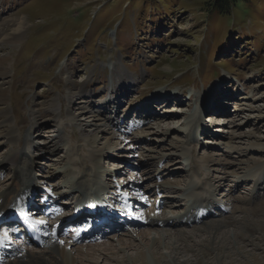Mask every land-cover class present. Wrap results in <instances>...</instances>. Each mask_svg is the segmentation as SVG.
Listing matches in <instances>:
<instances>
[{"label":"rangeland","instance_id":"obj_1","mask_svg":"<svg viewBox=\"0 0 264 264\" xmlns=\"http://www.w3.org/2000/svg\"><path fill=\"white\" fill-rule=\"evenodd\" d=\"M206 1L0 0V26L9 17L26 19L15 43H0V54L8 55L7 73L0 76V84L7 88L5 102L0 101V160L7 153L14 157V152L32 159L30 177L38 188L54 193L69 190L67 184L75 185L82 171L90 178L92 173L94 176L102 171L96 174L95 180L107 175L111 189L123 185L128 192V197L124 200L121 195L116 204L124 206V211L119 212L136 219L135 224H140L136 229L149 230L151 236L166 231L181 232V237L191 235L185 238L189 248L173 256L168 248L171 244L168 237L150 249L151 236L135 235L131 224H122V230H118L128 234L127 237L129 234L134 237L132 246L124 251L118 248L116 239L121 237L118 232H109L107 237L92 242H73L61 233V228L55 230L54 238L68 240L72 247L99 241L116 247L117 250L107 251V259L101 257L96 264H135L131 259L140 251L146 253L147 262H152L154 252V257L162 256L169 264L172 257L174 263L181 264H222L231 259L235 264L237 260L253 264L247 257L250 254L264 257V239L252 238V235L264 237V185L254 187L255 178L249 173L255 166L264 168V148L257 146L264 144V0H240L223 14ZM122 74L133 77L134 83L137 81L124 97L128 102L133 99L136 102L132 105L131 101V108L124 105L123 100L121 114L114 120L119 123L113 128L105 117L113 116L115 107L102 108L98 103L107 100L109 86H114L112 80L118 82ZM81 84L85 93L80 95L88 96L89 91L91 103L69 95V88L82 93ZM118 87L127 88L121 84ZM167 91L182 92V100H171V97V101L162 103L158 101L160 98L155 99L157 94L160 96ZM213 92L218 95L216 100L211 97ZM150 96L154 98V117H146L143 126L125 133L123 130L145 117L137 116L133 106ZM52 99L57 101L55 111L47 107ZM82 106L85 108L80 109ZM205 109L209 111H203ZM32 111L38 118L31 127ZM128 111L127 119L121 122ZM196 118L207 130L204 137L198 133L192 139L193 136L187 137L186 133H192ZM164 121L171 122L174 129L169 127L162 135L157 123ZM80 122L84 123L82 127L78 125ZM93 122H105L107 129L120 138H110L105 133L91 146L86 134L90 133ZM8 123L17 137L9 142ZM27 132L34 141L32 145L23 141ZM58 132L59 137H54ZM57 138L60 139L55 143ZM96 145L110 146V155L104 153L93 159L90 151L96 149ZM36 146L38 157L32 153ZM151 146L154 151L150 150ZM205 156L214 160L207 165L203 161ZM146 167L154 181L145 175ZM20 169L10 162L0 164V175L6 176L0 180V191L7 188L6 183L12 185L18 179ZM11 177L14 180L10 182ZM218 180L220 185L215 189ZM209 188L213 197L223 204L226 203L222 201L224 194L230 192L231 204L245 206L249 213L229 206L218 214L208 210L206 215L212 216L192 220L187 225L149 227L144 223L145 215L151 216V205L156 206L164 218L175 220L191 206L193 197H207ZM252 191L258 197L240 201ZM160 194L175 207H157ZM34 197L37 202L41 199ZM59 198V201L69 200L66 192ZM16 204L13 197L3 210ZM202 205L199 200L190 210L195 212ZM61 206L67 213L72 209L69 205ZM41 217L43 220L33 218L34 222L49 224L48 216ZM214 220L224 223L217 230L211 229L214 233L209 235L207 230ZM221 234L228 241L223 252L230 255L228 258L219 257L220 250L213 248ZM12 239H8L10 245L19 246L20 241ZM29 246L36 250L43 247ZM240 247L245 249V254L239 252Z\"/></svg>","mask_w":264,"mask_h":264},{"label":"bare ground","instance_id":"obj_2","mask_svg":"<svg viewBox=\"0 0 264 264\" xmlns=\"http://www.w3.org/2000/svg\"><path fill=\"white\" fill-rule=\"evenodd\" d=\"M25 23H26V19L23 16H18V17L15 16V17L7 18L4 21V23L1 24V26H0V43H2V42L3 43L4 42L8 43V44L15 43L19 39V37H20V35L22 33V29L24 28V24ZM7 59H8V55L7 54H0V76H4L7 73V64H8ZM111 75H112V73H111ZM134 81H135V79L133 77L127 76L125 74H122V75H120L118 77V82L119 83L118 82H114L112 80V84H111V81H110V84L114 85V86L112 88H111V86H109L110 88H109V91L107 92V97L105 98L107 100L100 101L98 103V106H100L102 108H107L108 109L110 107H115V113L113 114V116L105 117V120L113 128L115 126H117L118 123H119V122H115L114 123V120L116 119L115 117L117 115L121 114L120 112H121V109H122L121 105L123 103V100H124V103H125L124 105H129L131 103V101H133L132 105H134L133 103L136 102L135 99H133V100L128 102L124 98L125 95L128 94L127 91L137 84V81H136V83H134ZM131 83H134V84L131 87L128 88V86H130ZM118 84H121L123 86H127V88H119ZM127 84H129V85H127ZM81 85H83V92L81 90L82 93H80L79 90L73 92L72 89L69 88V95L70 96L76 95L78 97V99L82 98V101L83 100H87V102L91 103L92 102V97H91L92 95H91V93L89 91H88V93L90 95H88V96L84 97V96L80 95V94L85 93L84 84H81ZM216 88L217 87H215V89ZM113 89H115V90H113ZM116 90H118V92H116ZM179 93L180 92H177V91L176 92L167 91V92L161 93L160 96H158V94L156 92L157 96H156V94L154 96H156L155 99L156 98H158V99L160 98L158 101H162V103H164L165 101L170 100L171 97H172L171 100H173V99L174 100H178V101L182 100V97H180ZM6 95H7V88L3 85V83H1L0 84V101L2 103L5 102ZM217 96L218 95H216V93L213 92L211 97H213V100H216L215 98ZM165 99H167V100H165ZM152 100H154V98H151V96H150L149 99H146L145 101H140L138 104H136V106H133L135 111L138 114L137 116H140V118H142V115H143L145 117L143 118L142 121L140 120L137 124H131L129 127H127L128 130H123V131H125V133L130 132L135 127L143 126L145 121L147 122V118L148 117H154V116H152V115H155L154 111L152 110L153 107H154V103H151ZM213 100H211V102ZM71 103H73V102L70 99V103L69 104H71ZM132 105H129V107L132 108ZM209 105H210V103H209ZM47 107L50 108L51 110L55 111L56 107H57V101L55 99H52L50 102H48ZM83 108H85V107H83V106L80 107V109H83ZM213 108L214 107H212V109ZM80 109H79V112L82 111ZM129 110H130V108H129ZM206 110L209 111L208 109H205L203 111H206ZM214 111H217V110H214ZM218 111H220V110H218ZM3 112L5 114L8 113L7 110H3ZM128 113H130V111H128L124 115V117L122 118L121 122H123V121H125L127 119ZM30 115L32 117V124H31V127H32V126H35V123L37 122V118L38 117L36 118L34 111L30 112ZM73 117H74V115H73ZM20 119H22V116L20 117ZM170 123L171 122H165V121L162 122V123L161 122L157 123V126L159 127V132L162 131V135H165L168 129H170V128L174 129V126L170 125ZM193 123L194 124H198V126H200L201 128L199 127L197 129V132H194L192 134L190 132H187L186 136L190 137V136L193 135L192 139H194V138H196V135L198 133H200L198 135L202 138V136L204 135L203 133L205 132V130H207V128H205V125L203 126V125L200 124V119H198V118L194 119ZM78 125L80 127H82L84 125V123L80 122V123H78ZM91 125H93V127H92L90 133L86 134V138L90 142L91 146L95 145V143L97 142L96 141L97 137H99V136H101V135H103L105 133H108V136L110 138H120L119 134H117L116 132H113V131H109L107 129L108 127L106 126L105 122H100V123H97V124H94V122H93ZM186 125L188 126L189 123H186ZM7 126H8V130H9V131L7 130V132H9L8 133V136H9L8 142L16 140V138H17L16 135H15L16 133H14V130L11 128L10 123H8ZM51 131H49V132H51ZM123 131H122V133H123ZM149 131L152 132V130H150V129H149ZM125 133H123V134H125ZM29 134H30V132H29ZM108 136H107V138H108ZM54 137H59V132L57 134H55ZM139 138H138V140H139ZM58 139H60V138H57L56 141L54 140L55 143L58 142ZM23 141L27 142V143H30L31 145L34 143L33 139H31V134L28 135V132L25 135V138H23ZM130 141H132L131 138H130ZM136 142H137V140H134L133 143L136 144ZM55 143H52V144H55ZM133 143H129V145H131ZM257 146L264 148V144H259ZM96 147L97 148L94 149V150L90 149L91 150L90 152H92L91 153V155H92L91 157L93 159H95V160L100 158L102 156V154H104V153L110 155L109 152L112 150V148H110V146L98 147L96 145ZM36 150H38V146L33 148L32 153H33L34 157H38L39 156V154L37 153ZM150 150L154 151V147L151 146ZM32 153H30V155ZM13 154H14V157H11L12 154L11 153H7V155H5L3 160H0V164H2L4 162L5 163L6 162H10L11 165L16 166L17 168H21L20 171L18 170L20 177L18 176L17 180H14L13 177H11L9 179L10 182L14 180L12 182V185H11V183H6L7 188L5 190H3V191H0V215L3 214V213L8 212L9 210H11L13 208H16V207L20 206L21 204H25V205L29 204L30 206L31 205L33 206V205L36 204L35 200L33 201L31 199V197H32L31 195L34 193L35 188H37L36 184L34 183V180L30 177V173H31L34 161L32 159L28 158V157L27 158H23V156L18 155L17 152H16V154H15V152ZM36 154H38V156H36ZM183 154H184L183 152H180V155L183 156ZM213 160L214 159L213 158H209V156H205L203 158V161L207 165H209V163L212 162ZM84 163H86V162H84ZM84 166L85 165L82 164V168L83 169H84ZM260 166L253 167L251 172H249L250 176H254L255 184L257 183L256 185L253 183L254 187H258L260 185H264V174H263L264 173V168H262ZM259 167L261 168L259 174L262 173V176H260L259 174L257 176H255V174H257V170H258ZM251 168H252V166H251ZM144 170H145V173H146L145 175L148 177V179L154 181V177H152V175L150 174L151 171L147 167ZM82 172H81V175H79L76 178V181H74V182H76L75 185L72 186L71 184H67L69 190L65 191L66 195H67V197L73 199L72 203L74 201H76V202L80 201L81 199H83V200L84 199H89V200H92V199H96L97 200V199H99V200H101V203L99 201L98 205L100 206V208L104 209L103 210L104 212H101V210L99 208V210H98V212L96 214H97V216L104 217V222L102 223L103 225L101 226L103 231H104V234H103V236H99V233H97L96 230H94L93 239H90V238L88 239V237L85 236L81 240H76V239L72 238L71 235H68V237L71 239V241H73V242H92V241H95V240L100 239V238L102 239V237H107L105 235L107 233H109V232H112V231L118 232V230L121 229L122 224H124V225L125 224H131L133 226L134 230H135V235L139 234L140 237L151 236L152 232L149 231V230H147V231H145V230L139 231L138 229H136L135 227H138L136 225H140V224L139 223L135 224V223H137L136 219H134L132 217H130V219L128 221L121 222V220H120L121 217L120 216H124V217L128 218V216H126L125 213L119 212V210H121V209L123 210L124 206L119 204L120 206L118 205V207H117V204H116V202L119 200L121 195H122L123 199L128 197V195L126 194L127 191H126V189H124L123 185L122 186H118V185L117 186L116 185L113 186L114 188H116V189H114L115 190L114 191L113 189L110 188V186H108L107 182H108L109 178H107V175H104V177H102V179H99V180H95L94 179V178H96V174L98 176V175L101 174L102 171L101 172L97 171L96 173H94L95 177L93 176V173H92V175H91L92 178H90L89 175H87V174L86 175L82 174ZM78 173H79V171H78ZM245 175H247V174H245ZM2 176L3 175H0V180H2L3 178L6 177V176H3V177ZM261 178H263V180ZM214 184L215 183H213V186H214ZM219 185H220V181L218 180L217 185L214 186L215 189ZM69 186H72L71 189H73L75 191H71ZM159 187H160V185H159ZM185 190L183 189V191H185ZM14 192H16L15 195H13ZM65 192L58 193L56 196H60V194H64ZM74 192L77 193V195H78L77 197L73 196ZM209 192L210 193H209V195L207 197H205V198H200V197H195L194 198L193 197V199L191 201V206L190 207L196 206L198 204L199 200L203 203L204 207L202 205L195 212H192L190 210V207H187V210L183 214L178 215L179 217H177V218H174L175 220H170V219L164 218L163 215H162V212H159V210L157 208H155L156 206L151 205L152 206L150 208L151 209V214H150L151 216L148 217L147 215H145L146 217H145V222L144 223L149 225V227L151 225L173 226L174 224H178V223L187 225V223H189L192 220L193 221L194 220L199 221V220L206 219L209 216H212V215H209V214L206 215L208 210H210V213L215 210V213L218 214V213H222V211L225 210L229 206L233 207V209H235V210L242 208L245 211H248V209L245 206H241V205L240 206H236L235 204H231L233 202V199H232L231 196H229L230 192L225 193L224 195L225 196H229V197H225L224 196L225 199L222 200V201L225 200V202L227 203V204L225 203L226 205L223 204L221 202V200L216 199L215 197H213V192L211 193V189L209 190ZM118 193H120V194H118ZM41 194H42V191L38 190L36 195L38 197V196H41ZM50 194H54V193L51 192ZM94 194H95V197H93ZM56 196H53V198H55ZM159 196L161 197V199H160V202L157 205V207L158 206H162V205L163 206H167L169 208H174L175 207L174 203L170 202L169 199H167V198L163 199L162 197H164V196H162V194H160ZM13 197H14V201L17 200V204L13 205V206L5 209V210H3L4 207L7 205V203L13 200ZM187 197H186V199H187ZM256 197H258V196L256 195V193L254 191H252L247 196V198L243 197L240 201L243 202V199L244 200H253ZM35 199H37V198H35ZM188 200H189V198H188ZM127 203L131 204L128 201H127ZM192 205H194V206H192ZM232 205H235V206H232ZM36 206H38V205H36ZM76 206H79L78 202H77ZM39 207L40 206L37 207L38 211L40 210V209H38ZM214 208H216V209H214ZM188 212H189V215L192 214L190 217L187 215ZM246 213L248 214L249 211L246 212ZM52 215H54V214H52ZM127 215H129V214H127ZM41 216H44V215H42V214L40 216L36 215L35 219H39L40 218L41 220H43V217H41ZM44 218H45V216H44ZM147 218H149V219H147ZM47 221L49 222V224H45L44 221H36V225L38 226L37 228H38V230L40 232H42V237L44 239L43 243L41 244L43 247H40V249H37V250L27 247V245H29L31 242L28 244V243L22 242L21 240H18V241H20L19 244H18V241H15V243H17L19 246H13V245H9L8 243L6 244V241L4 240V238L2 236H0V246L4 247V250L2 251V253L0 255V264H84V261H91V262H93V264H96L97 260L99 258L102 257L101 259H107L109 257L108 256V252H107L108 250L109 251L117 250L116 247H112V244L105 245L104 242H100V241L96 242L94 244H88V245H81V246H78V247H76V246L72 247V244L70 243V241L64 240V239H60V238L59 239L58 238H54V235L57 234L55 232V230L58 229V227L61 228V225L65 222V219L60 217V219H58L56 221V220H54V218L52 219V217H51ZM223 223L224 222H222V221H216V220L210 222V229L207 230L208 234L211 235L212 233H214V232H212L211 229L217 230L219 228V226L223 225ZM108 228H113V229L112 230H108ZM166 232L167 233H162L161 232L160 233L161 235H159V236L152 235L151 238H149V241H150L149 242V248L150 249L154 248L155 245H158V243L159 244L161 243L159 240H161V239L164 240V238H166V237H168L170 239V241H171V244L169 245L168 248L171 249V254H173V256H175L176 254H181L183 252V250L189 248L188 245L185 244V238L188 237L190 234L189 235L186 234L185 236L181 237V234H180L181 232H178V231H177V233L175 231H166ZM120 233L121 232H118V235L119 236L121 235V237L118 238V236H117L116 240H118V243H119L118 248L120 250L124 251V248L126 249V248H129V247L132 246V242H133L132 238H134V237H133V235H130V234H129V237H127L128 234H126V233H121L120 234ZM5 234L8 235V236H12V234L10 232H6ZM123 236H124V238H123ZM45 238L47 239L46 240V244L43 245L44 242H45ZM252 238L253 239L256 238L257 240H263L264 239V237L260 236L258 238L257 236H253V235H252ZM219 239L220 240H218V242L215 243V246L213 248L215 250H217V249L220 250V252L218 251L219 253H217L219 257L228 258L230 255H225L223 253L225 248H227L228 241H227V239H226L224 234H221V238H219ZM14 240L15 239L13 238L12 241L14 242ZM249 241H251V240L249 239ZM262 243H264V242H262ZM251 244H253L252 241H251ZM194 245H195V243H194ZM149 248H148V250H149ZM190 248H192V246H190ZM239 250L238 251L242 252L243 254L246 253V251H245V249L243 247H240ZM12 253H14V255H12ZM152 254L154 255V252H152ZM153 255L151 256L153 258L151 263L146 261V253L142 252V251H140L138 253V255L135 256L134 258H132L131 260L135 264H169V263L164 262V260H162V256L154 257ZM247 257L251 259L250 261L253 264H264V257L263 256H259V255L253 253V254H250V257L249 256H247ZM8 258H10V259H8ZM186 260L188 261L190 259L186 258ZM173 261H174V257H172V260H170V264H181L180 262L174 263ZM236 262H237L236 264H244L245 263V262H242L241 260H237ZM222 264H235V261L231 259L230 261L222 262Z\"/></svg>","mask_w":264,"mask_h":264},{"label":"trees","instance_id":"obj_3","mask_svg":"<svg viewBox=\"0 0 264 264\" xmlns=\"http://www.w3.org/2000/svg\"><path fill=\"white\" fill-rule=\"evenodd\" d=\"M238 1L240 0H207L206 2L211 5L218 13L223 14L229 12L232 6H234Z\"/></svg>","mask_w":264,"mask_h":264}]
</instances>
